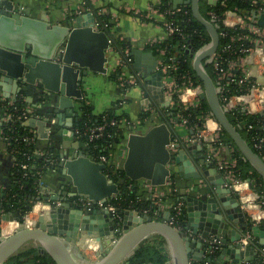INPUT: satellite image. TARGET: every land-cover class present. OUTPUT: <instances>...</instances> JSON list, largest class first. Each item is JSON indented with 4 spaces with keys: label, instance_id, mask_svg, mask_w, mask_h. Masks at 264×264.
I'll return each mask as SVG.
<instances>
[{
    "label": "water",
    "instance_id": "obj_1",
    "mask_svg": "<svg viewBox=\"0 0 264 264\" xmlns=\"http://www.w3.org/2000/svg\"><path fill=\"white\" fill-rule=\"evenodd\" d=\"M177 2L180 0H175L174 4ZM185 2L190 3L193 17L209 35V40L197 49L189 44L194 70L202 81L200 97L207 101L215 120L261 175L264 183V158L248 145L230 122L206 70V64L210 62L209 55L219 42L218 26L200 13L199 0ZM208 2L215 3V0ZM8 3L9 0H0V51L15 56L13 59L17 60L16 64L24 62L34 65L40 61L58 60L64 65L93 72L108 71L107 50L118 45L107 29L94 28L92 13H79L69 24H51L43 17L28 15L25 10H21L24 13H16L11 3ZM253 16L257 18V24L264 28V14L253 13ZM129 54L133 56V68L139 72V80L143 78V81L152 85L150 87L155 93H162V71L156 69L155 55L136 47H132ZM9 56L0 53V63L11 59ZM2 79L13 81V77L9 78L8 75ZM260 115L264 116V110ZM173 133V126L166 119L149 126L143 133L130 132L122 169L129 179H147L153 186H165L178 178H184L195 181L192 188H197L196 181L201 180L204 185L197 188V194H185L184 189H180L177 200L184 203V229L176 228L167 218L157 219L130 209L123 211L121 221L117 224L105 207L89 210L82 205H71L68 200L59 205L44 201L42 212L28 226L25 220L18 221L17 212L1 213L0 204V221L17 222L13 232L0 235V264H6L28 241L36 243L39 254L51 256L54 264H130V257L150 235H160L166 240L170 259L165 260L164 264H206V261L218 264L212 258L214 255L207 254L209 247L221 248L218 260L227 264L252 261L256 250L264 254L260 246L250 240L251 235L264 243V215L256 217L241 208L245 204L250 210L258 209V204L253 200L259 198L260 194L254 184L246 179L253 190L248 200L239 194L242 188L227 183L228 180L217 171L214 161L208 162L207 155L200 154L197 161L189 156L188 152L196 147L195 144L185 146L179 142L175 151L168 148ZM197 147L202 149L200 145ZM51 198L59 199L56 196ZM212 235L219 239V243L211 241ZM242 239L247 240L244 246L241 244ZM90 243H94L98 255V259L93 262L78 251L79 247ZM71 254L81 261L71 259ZM259 264H264L263 258Z\"/></svg>",
    "mask_w": 264,
    "mask_h": 264
},
{
    "label": "crops",
    "instance_id": "obj_2",
    "mask_svg": "<svg viewBox=\"0 0 264 264\" xmlns=\"http://www.w3.org/2000/svg\"><path fill=\"white\" fill-rule=\"evenodd\" d=\"M165 1L166 4H163L162 0H9L8 4L11 3L14 12L24 13L22 11L25 10L28 15L43 17L51 24H69L79 13H92L96 18L97 14L94 13L100 12L97 17L101 14L106 15L108 23L105 29L112 34L115 41H119L117 48L112 46L107 50L109 60L106 73L64 65L58 60L40 61L34 65L24 62L16 64L17 60L13 59L15 56L11 57L9 56L10 52L0 51L3 56L11 57V59L0 63V100L16 99L18 96L24 98V107L31 110L32 113L27 124L35 134L34 146L40 155L49 152L54 160V163L50 164L51 166L40 176L39 201L38 198L34 199L32 211L28 216L38 206L40 209L33 216L36 220L42 212L44 201L59 205L68 200L71 205L82 204L84 207L83 202L89 200L91 205L86 208L91 210L109 202V199L117 193L118 184L107 172L106 162L95 157L90 152L85 140L76 133L77 123L88 109L94 116L112 113L118 118L117 123L122 128V139L113 145L110 159L107 160L114 169H122L127 151L126 140L130 132L143 133L149 126L165 121L167 113L164 110L171 104L170 96L163 91L160 94L155 93L151 88L152 85L143 81V78L140 79L142 80L140 82L139 72L133 68V56L128 53L131 62L124 72L125 76L135 78V83L127 84L122 81L117 71L118 60L127 57L123 51L128 47H123V44L129 45L131 48H139L144 52H152L155 55L152 47L167 37L160 19L156 22L139 14H143L151 8H160L162 5H165V8L190 7V3H186L185 0H180L176 4H174L175 0ZM185 49V52L192 53L188 44ZM189 56L194 70L193 54H189ZM142 64L145 62L143 61ZM247 65L250 72L254 71L255 74L260 72L257 66H253L252 60ZM114 74L116 75L114 76ZM4 75H8L9 78L13 77V81L2 79ZM253 77L256 78V76ZM160 89L162 90L161 84ZM260 112L261 110L257 111V113ZM2 113L3 111L0 110V117ZM209 114L212 115L211 112ZM169 124L173 126L172 139H176L177 144L179 142L185 146L195 144L196 147L188 152L189 156L191 155L197 161L199 160L197 156L205 154L208 162L214 161L211 159V152L206 144L192 140V129L179 122ZM233 125L245 140L240 130L243 123L237 121ZM221 130H223L222 127ZM197 145H200L202 149H198ZM236 151L240 153L227 134V137L223 141L221 140L219 145V159L234 163L232 155ZM240 157L248 161L241 153ZM214 163L216 167V162L214 161ZM250 165L252 164L250 163ZM14 177V158L5 144L0 141V190L9 185ZM136 181L138 182V194L146 199L157 198L160 200L158 206L160 216L157 219L166 218L170 213L171 206L182 202L177 200L181 194V188L184 189L185 194H197V188L200 189L204 185L199 180L196 181L197 188H192L195 181L192 182V179L184 178H178L174 183L165 186H153L143 178ZM240 182L237 184L242 188L240 194L251 196L253 190L249 187V182L246 180ZM45 196L48 198H44ZM51 196L59 197V199H52ZM78 197L82 198V202H76ZM254 201L259 206L258 201L256 199ZM262 210H264V203H262V207H258L257 212H263ZM246 212L252 214V210H246ZM5 222L12 223L13 226L14 223L16 224V221ZM5 222H3L4 225H6ZM31 225L28 224V226ZM14 228L7 234L13 232ZM3 229L5 230V227ZM4 230L3 232H5ZM28 242L22 247H33L37 251L36 243ZM220 249L209 247L207 254L214 255L212 258L215 263L227 264L222 261L223 258H221V263L218 260ZM96 250L94 243L78 249L90 262L98 259ZM166 253V260H168L170 254L167 251ZM72 258L77 262L81 261L74 254H71ZM23 260L25 264L32 263L31 256L24 257ZM205 263L211 264L212 262L206 261Z\"/></svg>",
    "mask_w": 264,
    "mask_h": 264
},
{
    "label": "trees",
    "instance_id": "obj_3",
    "mask_svg": "<svg viewBox=\"0 0 264 264\" xmlns=\"http://www.w3.org/2000/svg\"><path fill=\"white\" fill-rule=\"evenodd\" d=\"M163 4H166L165 0H162ZM255 6L251 3V0H217L215 4H209L206 0L199 4L200 13L207 19H210L208 14L212 11L216 14L219 20L218 31L221 33L219 36V42L216 47L217 60L219 66L214 67L213 63L206 64V70L213 81H216L219 70H229L232 76H225L221 83L224 86V95L238 94L247 92L251 83L238 81L242 78V72L238 68H229L230 62L237 63L239 59L245 54L244 49L254 46V42L251 38L254 35L247 29L242 27H226L222 24L221 18L223 12L227 9H235L239 13L245 16L251 14L252 9ZM161 10L165 8L162 5ZM187 9V8H186ZM104 23L107 22V17L105 14L99 16ZM168 20L172 21L174 26L181 29L185 34V40L182 39L178 34L168 35L163 41L158 44H154L152 49L155 51L157 48L164 47L167 50V55H172L174 57L173 62L176 64V68L173 71V75L178 83L185 82L193 85H202V81L197 76L191 65V58L189 53L185 52V48H182V43H187L190 40V44L194 49L200 47L203 43L209 40V35L205 28L193 17L191 8L188 7L187 11H178L173 15H168L166 17ZM245 35V36H243ZM117 45L119 41L117 42ZM123 47L131 46L123 44ZM120 72L119 68L117 69ZM116 74H114L115 76ZM24 98L17 97L14 101V105H11L8 112H13L16 108V114H19V110L24 108ZM2 104L0 102V108ZM210 108L205 99L199 100L195 105L184 106L180 102L174 101V104L168 108L167 117L165 119L169 123L179 122L181 117L187 119V127L189 129L195 130L196 127H202L204 123V117L206 114L210 113ZM15 114V115H16ZM145 114V113H144ZM227 116L232 124L237 121L244 122L241 130L243 137L248 142V144L261 156L264 158V144L260 149H255L251 143V137L259 135L264 132V130H259L258 125L264 124V117L257 114H247L240 108L232 110L227 113ZM110 120H116L115 125L106 126V133L103 137L87 142L90 152L97 158L101 155H105L110 159V153L113 145L122 139V128L117 123L118 118L112 113L101 114L99 116L91 115L90 110L86 111L82 119L78 121V127H84V125H94L103 122H108ZM251 124L254 128L250 130L247 129V125ZM2 134L6 138L7 149L13 151L15 156L21 162H25L29 165L26 170H23L16 165L14 167L15 177L9 185L0 190V204L5 212H17L18 221L23 219V216L31 210L32 203L34 199L39 197L37 192V183L40 179L41 174L51 166L48 163V158H52L50 153L45 152L43 155L35 152L34 143H28L24 136L28 135V126H26L20 119L14 116L10 121H3L0 124ZM227 137L224 130H221V139ZM83 138V137H82ZM85 141L86 138H83ZM235 160L234 163L225 162L229 169L231 170L233 176L239 180L249 179L255 186L256 191L262 197L264 203V183L261 175L255 170L248 161L243 160L240 157L238 151L234 152L232 155ZM107 172L110 174L112 180L116 181L119 187V192L116 197H111L109 203L116 208V211L112 213L117 224L120 223L122 218V213L127 209H134L138 211L139 214H143V210H148L152 212L154 209L158 208L156 204L157 198L146 199L137 193L138 182L136 180L129 179L123 169H114L112 164L106 162ZM222 175L224 170H218ZM24 172L26 174H24ZM130 185V186H129ZM170 214L173 215L174 211L170 209ZM185 210L184 203L182 202L181 213L175 217L174 225L184 229L185 228ZM31 256V264H54L53 259L47 254H38L36 249L31 248H21L20 250L12 255L6 264H25L23 258ZM167 258V253L162 246H156L155 244H143L138 248L135 253L130 257V264H143L144 262H152L153 264H163Z\"/></svg>",
    "mask_w": 264,
    "mask_h": 264
},
{
    "label": "built area",
    "instance_id": "obj_4",
    "mask_svg": "<svg viewBox=\"0 0 264 264\" xmlns=\"http://www.w3.org/2000/svg\"><path fill=\"white\" fill-rule=\"evenodd\" d=\"M216 2L217 0H215V3ZM208 3L215 4L211 2H208ZM251 3L255 7L252 9L251 14L249 16L242 15L235 9H227L223 12V16L221 18V22L224 26L226 27H238L239 26L242 28H247L254 35V37L251 38V40L254 42V46L244 49L245 54L239 59L237 63L235 62L229 63L230 69L238 68L242 72V78L238 81L239 84H241L244 81L251 83V86L249 87L248 91L244 93L231 94L227 96L224 95L225 89H224L223 84L221 83V80L225 76H228V77L232 76V73L229 70H225V69L219 70L220 72L217 75L216 81H214L215 88L217 90V97H218L219 103L222 109L227 113L232 110L238 109V108H240L247 114H257L258 110H261V111L264 110V28L257 24V18L253 16V13L256 15L264 14V0H251ZM186 8L188 9V7L183 8L181 6L175 7V8H165L163 10H160V8H151L147 12L143 14H139V15L143 16L144 18H149L156 22L158 19H160L161 21L160 23L162 24L163 29L167 36L172 35V34H178L180 37H182V39H184L185 34L181 31V29L174 26L172 21L168 20L166 17L171 14L173 15L174 13L178 11L185 12L187 11ZM94 14L98 15L100 14V12H97ZM208 14L210 16L209 20L212 21V23L219 26L218 22L220 19L219 20L217 19L216 14L212 11H209ZM97 15H96V18L94 19V28L100 29V30L105 29L106 28L105 26H107V24L104 23L99 17H97ZM218 33L220 36L221 33L219 31ZM187 44L188 45L190 44V40H187ZM187 44H186V41L185 43H182V48H186ZM129 50H130L129 48H126L123 52L125 56L127 55V57L121 58V60L119 59L117 62V65L120 70L118 75H119V78L122 79V81H124L125 83L133 84L136 82V79L133 77L125 76V72H124V70H127V66H129L131 62V58L128 57ZM217 57L218 56L216 54V49H215V51L211 55H209V59H210V62L213 63L214 67L216 68L219 66ZM155 59H156V69H159L162 71V76H161L162 91L166 95L171 97V101H170L171 104L168 105V107H166L164 112L168 113V108H170L174 104V101L180 102L184 106H188V105H195L199 102V100L202 99L200 97V94L202 92L201 85L199 84L193 85L191 84V82L178 83L176 81V78L173 75V71L176 68V64L175 62H173L174 57L172 55H167L166 48L164 47L157 48L155 50ZM250 60H252L253 66H257V68L260 69V72L258 74H255L254 71L250 72L247 69L246 66H248L247 64L250 63ZM253 76H256V78ZM14 101H15L14 98L13 99L9 98L7 100H4V99L0 100L2 104V107L0 108V110L3 111L0 117V124L3 121H10L13 116L17 119H20L26 126H28L29 134L25 135L24 139L28 143L30 142L34 143V140H35L34 131L27 124V120L30 119V116L32 114L31 110L24 107L19 110L20 112L19 114H16V110H17L16 108H14L13 112L11 113L8 112L7 110L9 109V107L11 105H14ZM179 123L187 127V119L185 117H181ZM242 123L244 124V122ZM115 124H116L115 120H110L108 122H103V123L94 124V125H84V127H78L76 129V133H78V136L86 138L87 141L85 142L87 143L89 141H93V140L103 137L106 133V126L115 125ZM251 128H254L253 125L248 124L247 129L250 130ZM258 129L264 130V124L263 125L259 124ZM191 131H192L191 136H192L193 141H198V142H201L207 145V147L209 148L211 152V159L216 162L217 169L224 170L223 177L228 180L227 183L229 185L237 186V184L241 180L235 178L231 170L229 169V166L226 163H224V161L219 159L218 157L219 156L218 155L219 145L222 139H221V127L218 124V122L215 120V118L209 113L206 114L204 117L203 126L201 128L196 127L195 130H191ZM5 140L6 138L2 134V130L0 128V141H2L7 148V143L5 142ZM251 143L255 149H260L262 145L264 144V132L256 136H252ZM176 144H177V140L172 139L170 141V144L168 145V148H170L172 151H175ZM9 152L12 154L14 158V167L18 165V167L23 170H26L29 167L27 163L21 162L20 160H18L13 151H9ZM35 152L38 153L36 148H35ZM99 158L102 162H107L108 160V158L105 155H101ZM47 160L49 164L54 163V160H52V158H48ZM24 174L26 173L24 172ZM39 182H40V179L37 183V192H38V187L40 186ZM240 192L241 190H239V194ZM113 197H116V194H114L112 198ZM38 201H39V198H38ZM80 201L82 202V198L78 197L76 202H80ZM155 202L157 206L160 205L159 199L156 200ZM261 202L263 203V200ZM83 203H84L83 206L87 208L88 206L91 205L89 200H85ZM260 204L261 203H259V206L261 207ZM101 207L107 208L109 212L111 213H114L116 211V208L113 205H111L109 202L105 204H101L100 208ZM181 207H182V202H177L173 204L171 206L172 210L174 211L173 215L169 213V215L166 217L168 219V222L171 223L173 226H175L174 225L175 217L181 213ZM130 210H134V209H130ZM1 213H8V212H5L2 207ZM142 213L149 214L153 218H158L160 216V212L158 208L154 209L151 213L148 212V210H143ZM28 214L29 212L23 216L27 225H28L27 223ZM175 227L179 228L177 226ZM3 234L4 232L0 233V235H3ZM211 240L212 242L217 241L214 236H212ZM241 244L242 246H244L245 244H247V240L242 239ZM259 261L258 262L251 261L250 264H259Z\"/></svg>",
    "mask_w": 264,
    "mask_h": 264
},
{
    "label": "rangeland",
    "instance_id": "obj_5",
    "mask_svg": "<svg viewBox=\"0 0 264 264\" xmlns=\"http://www.w3.org/2000/svg\"><path fill=\"white\" fill-rule=\"evenodd\" d=\"M203 1L204 0H199V4L201 5L202 3H203ZM243 196V195H242ZM262 198L260 197V198H257L256 200L258 201V203H261L260 205H261V207H262V200H261ZM242 210L245 212L246 210H250L249 208H247L246 206H245V204H242ZM32 211V206H31V210L29 211V213ZM35 213H36V211H34L30 216H28V218L30 219V220H33L34 219V217L33 216H35ZM246 217H249V215H246ZM28 218H27V220H28ZM22 220H24V217H23V219ZM4 221H1L0 222V233L1 232H3V228L5 227V225H4V223H3ZM2 229V230H1ZM213 236V235H212ZM250 240L253 242V244H255V245H258V246H260L259 248L261 249V251H263L264 252V243H260L259 242V239H258V237H253V236H251L250 235ZM27 243H29V242H27ZM148 243H151V244H155L156 246H162V247H164V249H165V251H167L168 253H169V250H168V245H167V243H166V240L162 237V236H160V235H150L148 238H147V240L145 241V243L144 244H148ZM22 248V247H21ZM20 248V249H21ZM19 249V250H20ZM256 259H258L257 261H259L260 259H264V254L263 253H261V252H257V250H256V253H255V255H253ZM253 262H255L256 260L254 259V260H252ZM250 262L251 261H241L240 263H242V264H247V263H249L250 264Z\"/></svg>",
    "mask_w": 264,
    "mask_h": 264
},
{
    "label": "bare ground",
    "instance_id": "obj_6",
    "mask_svg": "<svg viewBox=\"0 0 264 264\" xmlns=\"http://www.w3.org/2000/svg\"><path fill=\"white\" fill-rule=\"evenodd\" d=\"M244 197H245V198H248V200H250V198H249L250 196H248V195H244ZM39 209H40V208H39ZM39 209H38V206H37V207L34 208V211H38ZM251 210H252V214H254L256 217H260V216L264 215V210H262L263 212L260 211V213L257 212V210H258L257 208H256V209L252 208ZM34 221H35V219L30 220V219L28 218L27 223H28V224H33ZM5 223H6V222H5ZM8 224H9V225H8ZM16 226H17V225H16L15 223H14V226H13L12 223H6V225H5V230H4L5 232H4V233L7 234V232H9V231H10L11 229H13L14 227L16 228ZM15 228H14V229H15Z\"/></svg>",
    "mask_w": 264,
    "mask_h": 264
},
{
    "label": "flooded vegetation",
    "instance_id": "obj_7",
    "mask_svg": "<svg viewBox=\"0 0 264 264\" xmlns=\"http://www.w3.org/2000/svg\"><path fill=\"white\" fill-rule=\"evenodd\" d=\"M216 240H217V241H218V243H219V239H216ZM211 241H212V240H211ZM217 241H216V242H217ZM217 248H218V247H217ZM255 260H256V262H258V261H257L258 259H255ZM252 262H253V261H252Z\"/></svg>",
    "mask_w": 264,
    "mask_h": 264
}]
</instances>
